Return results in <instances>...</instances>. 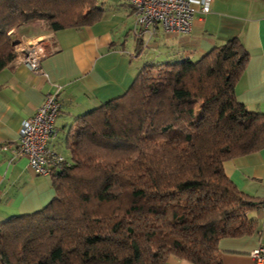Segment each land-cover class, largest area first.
Returning a JSON list of instances; mask_svg holds the SVG:
<instances>
[{
	"label": "trees",
	"instance_id": "trees-1",
	"mask_svg": "<svg viewBox=\"0 0 264 264\" xmlns=\"http://www.w3.org/2000/svg\"><path fill=\"white\" fill-rule=\"evenodd\" d=\"M96 0H0V71L13 26L90 24ZM248 58L237 37L197 59L146 64L121 95L77 117L69 158L53 166L55 196L0 226V264H221L217 242L251 233L264 204L223 163L264 148V113L234 85Z\"/></svg>",
	"mask_w": 264,
	"mask_h": 264
},
{
	"label": "crops",
	"instance_id": "crops-1",
	"mask_svg": "<svg viewBox=\"0 0 264 264\" xmlns=\"http://www.w3.org/2000/svg\"><path fill=\"white\" fill-rule=\"evenodd\" d=\"M189 1L196 6L197 0ZM96 3L100 16L90 24L55 31L38 21L21 25V35L46 46L41 71L14 60L0 71V226L43 208L55 196L50 174L35 173L18 153L22 121L48 94L58 91L60 108L47 145L67 159L77 117L124 93L144 65L194 60L237 37L248 58L235 97L247 110L264 113V0H211L209 12L195 11L188 33L135 25L130 0ZM223 169L239 189L264 200V148L226 160ZM248 217L254 218L251 233L218 240L221 264H258L251 251L264 245V204L249 210ZM163 264L194 263L168 256Z\"/></svg>",
	"mask_w": 264,
	"mask_h": 264
},
{
	"label": "built area",
	"instance_id": "built-area-1",
	"mask_svg": "<svg viewBox=\"0 0 264 264\" xmlns=\"http://www.w3.org/2000/svg\"><path fill=\"white\" fill-rule=\"evenodd\" d=\"M211 0H197L192 6L189 0H130L134 24L142 28H154L157 24L164 31L188 33L195 11L205 14ZM46 54L41 40L26 38L14 44V61L22 63L33 72H40V61ZM58 91L46 95L34 113L23 120L19 128L18 153L27 157L37 174H50L53 166L60 167L65 157L51 149L47 143L55 134L54 121L60 108ZM7 149V146L3 147ZM258 264L264 263V245L251 251Z\"/></svg>",
	"mask_w": 264,
	"mask_h": 264
},
{
	"label": "rangeland",
	"instance_id": "rangeland-1",
	"mask_svg": "<svg viewBox=\"0 0 264 264\" xmlns=\"http://www.w3.org/2000/svg\"><path fill=\"white\" fill-rule=\"evenodd\" d=\"M20 26H13L8 30V34L11 37V39L14 41V44L17 42H20V40L24 39L25 37L21 35L20 33H23L22 29H20Z\"/></svg>",
	"mask_w": 264,
	"mask_h": 264
}]
</instances>
